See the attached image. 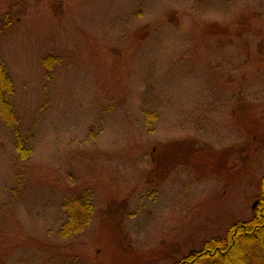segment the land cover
Wrapping results in <instances>:
<instances>
[{"label": "rangeland", "instance_id": "rangeland-1", "mask_svg": "<svg viewBox=\"0 0 264 264\" xmlns=\"http://www.w3.org/2000/svg\"><path fill=\"white\" fill-rule=\"evenodd\" d=\"M0 24V264H173L259 210L264 0H0Z\"/></svg>", "mask_w": 264, "mask_h": 264}, {"label": "trees", "instance_id": "trees-1", "mask_svg": "<svg viewBox=\"0 0 264 264\" xmlns=\"http://www.w3.org/2000/svg\"><path fill=\"white\" fill-rule=\"evenodd\" d=\"M13 92L14 81L0 58V113L10 124L17 120L9 100ZM262 183L260 208L250 219L237 221L225 235L208 239L200 250H191L173 264H264V176ZM85 198H77L68 205L71 215L63 232L81 231L90 223L93 203L90 197Z\"/></svg>", "mask_w": 264, "mask_h": 264}, {"label": "water", "instance_id": "water-1", "mask_svg": "<svg viewBox=\"0 0 264 264\" xmlns=\"http://www.w3.org/2000/svg\"><path fill=\"white\" fill-rule=\"evenodd\" d=\"M257 203H258V201H256L253 206H256Z\"/></svg>", "mask_w": 264, "mask_h": 264}]
</instances>
